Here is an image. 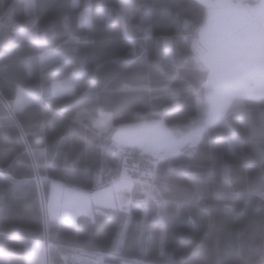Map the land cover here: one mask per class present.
<instances>
[{
  "label": "trees",
  "instance_id": "trees-1",
  "mask_svg": "<svg viewBox=\"0 0 264 264\" xmlns=\"http://www.w3.org/2000/svg\"><path fill=\"white\" fill-rule=\"evenodd\" d=\"M119 1L33 0L27 14L24 0H0V264H31L44 239L46 264L82 248L134 264L264 263V95L233 98L173 154L117 144L124 123L161 119L175 135L202 124L207 77L193 51L202 3L127 0L125 19ZM44 51L55 57L41 66ZM57 81L67 91L53 92ZM19 89L33 98L15 107ZM102 111L106 128L94 123ZM120 166L132 178L149 171L160 198L147 203L142 231L135 185L118 244L120 208L74 222L44 216L51 181L97 188Z\"/></svg>",
  "mask_w": 264,
  "mask_h": 264
},
{
  "label": "crops",
  "instance_id": "crops-1",
  "mask_svg": "<svg viewBox=\"0 0 264 264\" xmlns=\"http://www.w3.org/2000/svg\"><path fill=\"white\" fill-rule=\"evenodd\" d=\"M197 1L205 7L193 42L196 58L207 69L204 96L198 100L203 123L179 135L161 119L117 126L143 152L178 151L184 141L197 139L205 123L224 114L233 98L264 95V0Z\"/></svg>",
  "mask_w": 264,
  "mask_h": 264
},
{
  "label": "rangeland",
  "instance_id": "rangeland-1",
  "mask_svg": "<svg viewBox=\"0 0 264 264\" xmlns=\"http://www.w3.org/2000/svg\"><path fill=\"white\" fill-rule=\"evenodd\" d=\"M77 0H72L73 4H76ZM119 4L124 11L123 17L126 19L129 14V1L120 0ZM34 10L33 0H24V11L29 14ZM88 9L81 10V21L84 24L89 23ZM103 17L108 15V10L104 8L101 11ZM73 38H68L71 40ZM52 51H44L40 54L39 63L41 66L47 64L54 59ZM92 87V84L89 88ZM53 92H62L66 90L62 86L61 82L57 81L53 84ZM71 89H68L70 91ZM67 91V90H66ZM33 97L23 89H19L17 97L14 100V106L19 107L22 103L31 100ZM94 123L99 128H106L110 124V114L107 111L98 113V116L94 119ZM118 129V127H117ZM120 129V128H119ZM118 129L113 134V139L123 145H134L132 139H127L123 135L122 130ZM170 130V129H169ZM125 134V133H124ZM186 142H194L189 139ZM138 144V142H135ZM185 141L183 142V144ZM165 148V149H163ZM155 154L170 155L177 151L172 148L163 147ZM168 148V149H167ZM180 148V147H179ZM164 150V151H163ZM120 172L118 176L113 178L108 183L99 186L97 188H78L74 186H67L57 181H51L47 189L42 196V208L45 217H58L61 220L67 222H74L79 214H85L90 217L93 216L94 210H97L96 206H112L123 210V216L118 222L115 231V241L120 243L123 239L124 232L130 219L129 205L132 199L130 192L131 187L135 185V192L140 198L141 206V226L140 231L143 230L145 224V212L147 203L150 200L159 201L160 198L157 195L156 190L148 183L149 171H143L141 174L145 177L132 178L130 171L125 166L119 167ZM146 174V175H145ZM135 181H134V180ZM138 180L140 182H138ZM136 182V183H135ZM44 241V240H43ZM46 243V242H45ZM159 248H162V231L159 232ZM44 242L41 245H35L33 248V256L30 259L31 264H46ZM264 264V263H262Z\"/></svg>",
  "mask_w": 264,
  "mask_h": 264
},
{
  "label": "built area",
  "instance_id": "built-area-1",
  "mask_svg": "<svg viewBox=\"0 0 264 264\" xmlns=\"http://www.w3.org/2000/svg\"><path fill=\"white\" fill-rule=\"evenodd\" d=\"M46 249V239H44ZM65 264H134L127 259H105L99 252L82 248L65 256Z\"/></svg>",
  "mask_w": 264,
  "mask_h": 264
}]
</instances>
